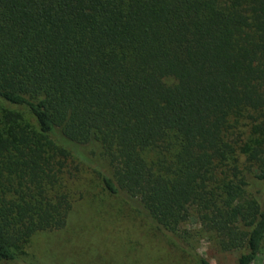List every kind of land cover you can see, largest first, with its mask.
<instances>
[{"label":"trees","instance_id":"trees-1","mask_svg":"<svg viewBox=\"0 0 264 264\" xmlns=\"http://www.w3.org/2000/svg\"><path fill=\"white\" fill-rule=\"evenodd\" d=\"M0 101V264L67 225L76 159L162 232L194 209L261 252L264 0H0Z\"/></svg>","mask_w":264,"mask_h":264},{"label":"rangeland","instance_id":"rangeland-1","mask_svg":"<svg viewBox=\"0 0 264 264\" xmlns=\"http://www.w3.org/2000/svg\"><path fill=\"white\" fill-rule=\"evenodd\" d=\"M6 104L32 118L24 107ZM243 131L247 137V128ZM70 166L73 176L66 186L74 202L67 225L36 233L8 264H198V254L212 264H238L241 252L221 249L196 210L182 224L186 239L180 240L158 229L124 196L108 192L96 164L76 159ZM249 188L264 200V180L250 178ZM252 264H264V243Z\"/></svg>","mask_w":264,"mask_h":264}]
</instances>
